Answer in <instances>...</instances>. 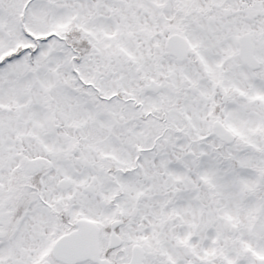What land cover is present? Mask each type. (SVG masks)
<instances>
[{
  "label": "snow or ice",
  "instance_id": "1",
  "mask_svg": "<svg viewBox=\"0 0 264 264\" xmlns=\"http://www.w3.org/2000/svg\"><path fill=\"white\" fill-rule=\"evenodd\" d=\"M0 264H264V0H0Z\"/></svg>",
  "mask_w": 264,
  "mask_h": 264
}]
</instances>
